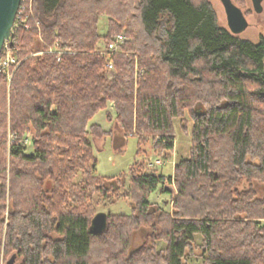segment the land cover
<instances>
[{
  "label": "trees",
  "instance_id": "obj_1",
  "mask_svg": "<svg viewBox=\"0 0 264 264\" xmlns=\"http://www.w3.org/2000/svg\"><path fill=\"white\" fill-rule=\"evenodd\" d=\"M32 11L38 32L15 20L11 39L19 64L8 159L0 74V264H185L194 248L203 264H264V195L254 188L264 185L263 40L218 26L208 0H33ZM116 36L123 54L109 70L95 51ZM108 108L121 137H151L163 159L173 151V120L187 114L190 155L175 162L174 180L131 167V213L107 214L105 230L92 234V194L114 189L94 173L88 135L107 133L89 122ZM172 181L170 211L152 209L151 195L171 194ZM140 226L150 227L152 244L131 248Z\"/></svg>",
  "mask_w": 264,
  "mask_h": 264
},
{
  "label": "rangeland",
  "instance_id": "obj_2",
  "mask_svg": "<svg viewBox=\"0 0 264 264\" xmlns=\"http://www.w3.org/2000/svg\"><path fill=\"white\" fill-rule=\"evenodd\" d=\"M208 1L215 12L217 25L227 29L225 14L220 1ZM232 2L241 9L248 22V26L245 31L237 35V37L242 40H248L253 43H257L263 40L264 0H262L261 2L262 11L260 13H255L253 11L251 0H232ZM32 5L33 0L20 1L19 13L16 15L15 18L17 23L16 25L17 27H19L20 24L22 25V23L24 22V25H22L20 28L26 31L29 30L31 26H33L38 32L40 24L37 20H34L33 18ZM25 25L28 27V29L25 28ZM106 28L107 17L101 15L98 20V34L100 36L105 34ZM159 35L163 39H167L163 24H161V27L159 29ZM17 52L18 51L17 49H15L14 46L9 48L7 46V48L2 51V54H0V64L4 63L8 58L18 59ZM54 52L56 51L54 50ZM12 67L13 66L6 68V71H1L3 69L0 70V74H2L6 79V82H4L6 105V137L5 141H1V150H3L4 156H6L7 159L9 155L10 144L14 139V136L12 135L9 129V84L12 74L15 70V67ZM109 111L112 113L109 108L99 111L93 116V118L89 122L90 124L99 125L101 129L107 134L102 138L92 137L91 135H88V138L92 146V155L95 157L96 160L94 173L100 178L108 179L106 180L105 185L109 188L112 187L114 190L113 192L111 191L110 193H108V195L105 197L92 194V199L89 205L90 212H92L91 218L97 212H105L106 214H111L114 217H117L118 215H129L131 213V205L128 201L129 196L126 195L128 194L129 189L128 183L130 178L131 167L134 168V170L138 173L147 172L151 170L155 171L156 173L160 172L164 176H171L173 178V167L175 162L188 159L190 155V130L192 122L187 114H185L182 119L173 120V151L166 159L165 164L159 167L155 166L149 169L147 167V164L153 161L154 159L160 158L155 155L151 137H148V139L144 142H140L139 136L137 135L133 134V136H130V133L127 134L126 138L121 137V135H118L117 127L114 121H110L107 119V112ZM152 139L155 141V138ZM30 140V135H26L23 138V148L26 153H28L31 148ZM24 141L26 143H24ZM6 173H8V170H6ZM172 180H174V178ZM50 185L51 183L49 181H45L46 188L50 187ZM167 188H169L171 194H160L159 192H156L151 195L149 200L152 204V209H159L167 212L170 211L173 198L176 195V188L173 181L171 185H168ZM254 188L257 191L258 198L264 195L263 184L254 182ZM134 231L135 232L133 233L131 240V248L142 246L144 243H146L147 245L152 244L151 239H147V235L152 231L149 226H140L137 227V229ZM200 242L201 236L195 235L194 243L200 244ZM154 246L155 251L157 253L162 252L165 248V244L163 241L154 242ZM183 262L185 264H203L201 250L199 248H194L192 255H188V253H186V258L183 259Z\"/></svg>",
  "mask_w": 264,
  "mask_h": 264
},
{
  "label": "water",
  "instance_id": "obj_3",
  "mask_svg": "<svg viewBox=\"0 0 264 264\" xmlns=\"http://www.w3.org/2000/svg\"><path fill=\"white\" fill-rule=\"evenodd\" d=\"M225 14L226 26L229 33L237 36L245 31L248 22L241 11L232 0H219ZM262 0H251L255 13L262 11ZM20 0H0V52L7 39L11 35V29L17 13ZM107 225V214L97 212L90 220L89 230L92 234H98L105 230Z\"/></svg>",
  "mask_w": 264,
  "mask_h": 264
},
{
  "label": "built area",
  "instance_id": "obj_4",
  "mask_svg": "<svg viewBox=\"0 0 264 264\" xmlns=\"http://www.w3.org/2000/svg\"><path fill=\"white\" fill-rule=\"evenodd\" d=\"M21 1V0H20ZM19 8H20V4L18 6V9H17V13L16 15L19 13ZM16 18V16H15ZM14 22H15V19H14ZM15 23L13 24V27L11 29V35L9 37V39H7L2 47V50H1V54H2V51L5 50L8 46L9 47H12L11 46V39H12V36H13V29H15L14 27ZM22 25H24V22L22 23ZM20 24V27L22 26ZM25 28L28 29V27L25 25ZM10 42V43H9ZM123 43V38L121 36H116L114 37L111 41H109L108 43L106 44H103L102 47L98 48L96 51H95V54H98L100 56H102L104 59H105V67L109 70H111L113 68V60H112V56L114 55H119V54H123V51L120 49V45ZM47 52H54L52 49H49L47 50ZM18 61L17 59L15 58H8L4 63L0 64V70L1 71H6V68L10 67V66H13V67H17L18 65ZM156 141H159V137H155ZM24 143H26L24 141ZM166 162V159H163V158H158V159H154L153 161L149 162L147 164V167L148 168H153L155 166L159 167V166H162L164 165Z\"/></svg>",
  "mask_w": 264,
  "mask_h": 264
},
{
  "label": "crops",
  "instance_id": "obj_5",
  "mask_svg": "<svg viewBox=\"0 0 264 264\" xmlns=\"http://www.w3.org/2000/svg\"><path fill=\"white\" fill-rule=\"evenodd\" d=\"M117 131H118V135H120L121 133L119 132V130L117 129Z\"/></svg>",
  "mask_w": 264,
  "mask_h": 264
},
{
  "label": "flooded vegetation",
  "instance_id": "obj_6",
  "mask_svg": "<svg viewBox=\"0 0 264 264\" xmlns=\"http://www.w3.org/2000/svg\"><path fill=\"white\" fill-rule=\"evenodd\" d=\"M263 40H264V37H263ZM263 66H264V61H263Z\"/></svg>",
  "mask_w": 264,
  "mask_h": 264
}]
</instances>
